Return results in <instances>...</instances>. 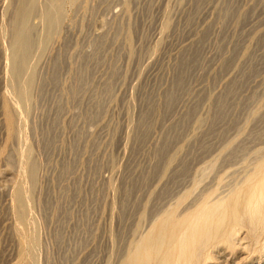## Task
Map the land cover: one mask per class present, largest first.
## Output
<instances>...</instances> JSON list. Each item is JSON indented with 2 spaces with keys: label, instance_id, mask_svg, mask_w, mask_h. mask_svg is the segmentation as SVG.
<instances>
[{
  "label": "rangeland",
  "instance_id": "374dc122",
  "mask_svg": "<svg viewBox=\"0 0 264 264\" xmlns=\"http://www.w3.org/2000/svg\"><path fill=\"white\" fill-rule=\"evenodd\" d=\"M57 1L0 0V264H122L147 220L193 201L201 158L240 174L264 149V0Z\"/></svg>",
  "mask_w": 264,
  "mask_h": 264
},
{
  "label": "bare ground",
  "instance_id": "6f19581e",
  "mask_svg": "<svg viewBox=\"0 0 264 264\" xmlns=\"http://www.w3.org/2000/svg\"><path fill=\"white\" fill-rule=\"evenodd\" d=\"M58 3L60 4L59 0L57 1V4ZM55 7L59 8L60 5L59 7L55 5ZM53 12L51 16L49 15V20L56 25L55 22L59 20V17L58 20L55 19V17L58 15L59 10L57 9L55 11L57 13ZM31 13L32 9L27 4L23 5L18 13L16 33L12 43L13 69L11 68L17 80L24 75V72L26 73L27 68L30 69V65L28 66V56L31 49L29 33V19ZM51 23L49 25L54 26ZM54 28L56 27L54 26ZM51 30L53 29L51 28ZM29 81L31 80L28 79V84L30 83ZM13 83L12 80V86ZM17 90L21 98L20 100H27L29 98V94L23 86L18 84ZM16 100H19V98H16ZM20 105L23 106L24 104ZM28 105L29 104H27V106ZM8 106L6 108L7 122L11 135L15 131V116ZM262 150L257 158L256 156L254 157L256 158V160L253 161L254 163L251 162L254 160L251 156L253 159L248 163L253 164L250 167L248 166L249 168L240 174L238 173L240 172V168H237L238 170L236 171V168L234 169V166H232V158L228 160L230 163L226 162L220 166V163H223L221 159L222 161L220 160L219 164H217L220 168H217V172L214 174L213 171L216 167V163H214L215 160L211 158L212 160L208 159L209 161H207V154V157L205 156L206 158L203 157L204 155H201L203 158L200 159L199 155V162L196 160L198 165L197 178L193 185V187H195L194 191L196 190V195L194 199H191L193 201H190L189 205L187 203V206L180 212L177 208L171 211L165 210V213L159 218L150 219L151 221L147 220V222H150L149 225L147 223L148 228L144 231L142 230L133 240L130 239L132 241L129 242L128 248L126 247L127 251H125L126 249L123 251L125 255L122 264H219L225 261L223 258L228 257V253L230 252L234 257L239 252L245 253V259L250 261H253L257 256H260L261 259L264 255V149ZM212 153H209V155H212ZM223 154L226 153L223 152ZM227 155L228 153L225 155V158L228 157ZM214 157H216V155ZM221 158H224V155ZM218 159L219 158H217V160ZM234 163L237 164L236 162ZM31 167L33 170L34 166L31 165ZM244 168L245 167H243V169ZM212 172L215 175L214 177H212ZM186 196L184 198L182 197V199L190 197L189 195ZM17 197L19 201L23 199L20 190L17 193ZM178 201L179 200L176 202L178 203ZM181 203V205H183L182 201ZM174 205L177 204L175 203ZM23 208L24 205L19 208L18 216L19 219L26 220L25 208ZM126 243L125 246H127ZM26 254L29 253L26 252ZM120 261L121 259L119 262Z\"/></svg>",
  "mask_w": 264,
  "mask_h": 264
}]
</instances>
